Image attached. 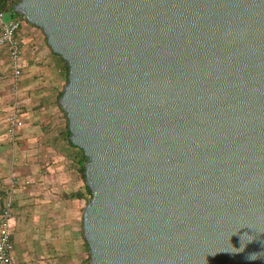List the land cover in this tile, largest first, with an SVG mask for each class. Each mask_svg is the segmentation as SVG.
I'll return each mask as SVG.
<instances>
[{
  "label": "water",
  "instance_id": "obj_1",
  "mask_svg": "<svg viewBox=\"0 0 264 264\" xmlns=\"http://www.w3.org/2000/svg\"><path fill=\"white\" fill-rule=\"evenodd\" d=\"M69 66L92 264H264V0H20Z\"/></svg>",
  "mask_w": 264,
  "mask_h": 264
},
{
  "label": "crops",
  "instance_id": "obj_2",
  "mask_svg": "<svg viewBox=\"0 0 264 264\" xmlns=\"http://www.w3.org/2000/svg\"><path fill=\"white\" fill-rule=\"evenodd\" d=\"M24 20L19 32L25 45L19 93L23 109L13 143L8 133L14 104L12 64L6 51H0L6 56L0 62V214L12 195L13 264H85L90 258L83 233L86 205L73 197L82 189L77 173L69 168L67 156L73 150L53 118L59 111L53 103L64 88V75L43 31ZM32 28L40 32L36 38L27 30Z\"/></svg>",
  "mask_w": 264,
  "mask_h": 264
},
{
  "label": "built area",
  "instance_id": "obj_3",
  "mask_svg": "<svg viewBox=\"0 0 264 264\" xmlns=\"http://www.w3.org/2000/svg\"><path fill=\"white\" fill-rule=\"evenodd\" d=\"M21 21L8 13H0V51L5 50L12 64L10 77V92L13 98L20 93V82L23 76L21 61L24 56L25 45L19 38ZM13 111L9 116V134L15 135L19 127L21 104L18 97L14 99ZM16 179L12 185H16ZM12 202H5L0 214V264H13V244L11 239V226L13 222ZM85 264H92L88 261Z\"/></svg>",
  "mask_w": 264,
  "mask_h": 264
},
{
  "label": "trees",
  "instance_id": "obj_4",
  "mask_svg": "<svg viewBox=\"0 0 264 264\" xmlns=\"http://www.w3.org/2000/svg\"><path fill=\"white\" fill-rule=\"evenodd\" d=\"M19 1L20 0H0V13H9L22 22V20H24V18L20 15L14 14V7L19 3ZM53 55L59 59L57 66L61 70V72L63 73L64 82H65L64 88L55 97L53 104L59 110L58 111L59 125L62 126V128H63V130H62L63 131L62 134H64L63 139L66 142V145L68 147L72 148V150H73L72 155L67 156V159L71 161L69 168L75 170L78 174V179L83 182L82 189L80 191H77V193H75L73 195V197H76V198L83 200L85 202L84 204L87 205L93 197V192L91 191V189L88 187V185L86 183L85 163L87 162L88 159L85 155V152L81 148L75 146L71 142V140H70L71 132L69 129L68 117H67L66 112L62 109V107L60 105V100L64 94L65 86L68 83L69 66H68L67 62L62 59V57L60 55H57L54 53H53ZM11 198H12V195L9 194L8 197L6 198L5 202H7ZM88 260L90 261V258Z\"/></svg>",
  "mask_w": 264,
  "mask_h": 264
},
{
  "label": "rangeland",
  "instance_id": "obj_5",
  "mask_svg": "<svg viewBox=\"0 0 264 264\" xmlns=\"http://www.w3.org/2000/svg\"><path fill=\"white\" fill-rule=\"evenodd\" d=\"M9 14V13H8ZM16 15V14H15ZM28 31H29V33L34 37V38H36L37 37V34L39 35V31H37V30H35V29H27ZM30 31H32V32H30ZM23 32H26V30H24ZM39 37V36H38ZM25 42V41H24ZM26 43V42H25ZM34 51H36V49L34 50ZM37 52H38V49H37ZM2 56H5V55H0V62H2V61H5V58H6V56L5 57H2ZM2 57V58H1ZM10 77H11V75L9 76V83H10ZM18 97V101H20V104H21V114H20V116L22 115V109H23V104H22V102H21V100H20V94L19 95H17L15 98H17ZM15 98H12L13 99V101H14V99ZM11 111H13V107H12V109H11ZM10 114V113H9ZM20 116H19V120H20ZM55 116V115H54ZM53 118H56L57 119V125H59V116H58V113H57V116H55V117H53ZM19 124H20V122H19ZM17 131V130H16ZM8 133H9V131H8ZM10 136H11V138L13 139V137H15V135H16V132H15V135L14 136H12L11 134H9ZM10 140L9 139V142L10 143H13V142H15V139H13V140ZM75 171V170H74ZM76 172V171H75ZM77 173V172H76ZM77 181H78V183L79 184H81V188L83 187V182L81 181V180H79L78 179V174H77Z\"/></svg>",
  "mask_w": 264,
  "mask_h": 264
}]
</instances>
